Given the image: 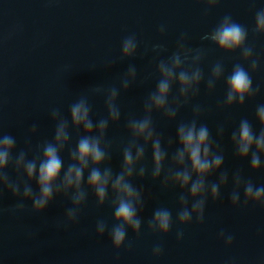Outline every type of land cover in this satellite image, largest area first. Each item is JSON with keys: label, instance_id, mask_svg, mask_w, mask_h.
<instances>
[{"label": "clouds", "instance_id": "obj_1", "mask_svg": "<svg viewBox=\"0 0 264 264\" xmlns=\"http://www.w3.org/2000/svg\"><path fill=\"white\" fill-rule=\"evenodd\" d=\"M200 2L207 15L220 0ZM167 31L166 24L159 25L161 38ZM250 32L264 36V6L255 9L250 28L230 13L223 15L211 31L200 36L201 44L195 47L189 43L188 33L181 32L173 49L158 42L146 45L141 52L136 34L126 35L119 56L103 67L143 59L151 53V71L141 74L130 63L115 75L114 83L92 85L77 93L66 110L62 106L49 108L50 137L41 136L40 124L34 121L24 133L23 147L18 148L17 137L0 127V218L6 214L40 215L62 198L69 206L55 225L67 231L79 225L91 196L97 209L105 205L112 209L111 222L97 217L94 233L98 238L107 235L118 259L122 248L131 250L129 232L136 237L143 231L165 237L176 225V239L183 240L184 227L193 222L203 224L209 201L221 200L222 190L229 186L228 199L233 208L264 209V183L257 184L243 167L226 168L222 144L228 133L233 159L246 161L250 173H264V102L256 104L252 118L218 123L215 135L202 120L210 108L194 103L202 86L211 96L221 82L224 95L216 103L217 111L244 108L247 102L264 95V85L253 81V75L264 68V59L249 41ZM203 42L224 54L208 64L207 71L204 65L212 49ZM236 53L238 62L229 71L225 57ZM153 80L154 87L143 97L140 112L129 113L124 119L125 137L116 144L108 138V131L121 122L122 93ZM95 99L102 100L104 114L94 111ZM185 107L191 108V118L178 120ZM157 116L175 124L174 135L158 129ZM114 148L120 157L116 168L112 164ZM145 179L158 183L161 191L176 192L175 210L161 205L149 218L142 216L149 197L137 181ZM6 193L15 203L3 204ZM217 238L230 248L235 235L222 228ZM163 252L160 243L152 248L154 258ZM225 264L236 261L230 258ZM260 264H264V257Z\"/></svg>", "mask_w": 264, "mask_h": 264}]
</instances>
